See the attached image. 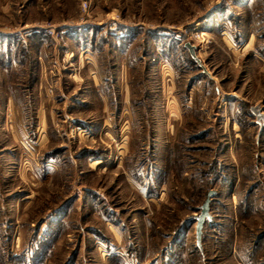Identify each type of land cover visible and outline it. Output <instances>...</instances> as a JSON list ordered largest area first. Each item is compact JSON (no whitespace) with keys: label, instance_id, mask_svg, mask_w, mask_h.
Here are the masks:
<instances>
[{"label":"rangeland","instance_id":"rangeland-1","mask_svg":"<svg viewBox=\"0 0 264 264\" xmlns=\"http://www.w3.org/2000/svg\"><path fill=\"white\" fill-rule=\"evenodd\" d=\"M252 107L264 0H0V264H264Z\"/></svg>","mask_w":264,"mask_h":264},{"label":"water","instance_id":"water-1","mask_svg":"<svg viewBox=\"0 0 264 264\" xmlns=\"http://www.w3.org/2000/svg\"><path fill=\"white\" fill-rule=\"evenodd\" d=\"M183 46L188 50L190 57L196 62V64L200 66L204 72L208 73L204 65L201 63V60L197 57L195 53L194 45L189 41H185ZM251 109L256 115V120L258 123H260L261 120L264 121V116L259 112V109L257 107H252ZM214 194H215L214 189H208L203 202L199 205L198 214H192L186 217V220H190V222H195L194 224L195 245L199 250H201V233H202L203 225L206 220L208 221L211 219L209 204L211 197Z\"/></svg>","mask_w":264,"mask_h":264},{"label":"built area","instance_id":"built-area-1","mask_svg":"<svg viewBox=\"0 0 264 264\" xmlns=\"http://www.w3.org/2000/svg\"><path fill=\"white\" fill-rule=\"evenodd\" d=\"M86 4L84 3L83 5H82V8H83V10H85V8H86V6H85ZM47 30L51 33V34H53L54 33V28L53 27H47ZM204 31H200L199 33L198 32H196V34H195V36H193L192 35V39H196V40H198V41H200V42H202V41H204L205 40V36H206V32H204ZM206 41V40H205ZM194 45V44H193Z\"/></svg>","mask_w":264,"mask_h":264},{"label":"trees","instance_id":"trees-1","mask_svg":"<svg viewBox=\"0 0 264 264\" xmlns=\"http://www.w3.org/2000/svg\"><path fill=\"white\" fill-rule=\"evenodd\" d=\"M206 221H207V220H206ZM206 221H205V222H206Z\"/></svg>","mask_w":264,"mask_h":264},{"label":"bare ground","instance_id":"bare-ground-1","mask_svg":"<svg viewBox=\"0 0 264 264\" xmlns=\"http://www.w3.org/2000/svg\"><path fill=\"white\" fill-rule=\"evenodd\" d=\"M204 33V32H203Z\"/></svg>","mask_w":264,"mask_h":264}]
</instances>
